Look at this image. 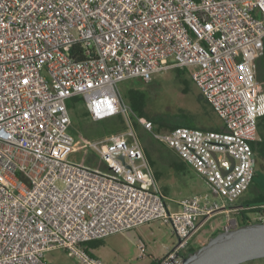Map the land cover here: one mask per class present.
Listing matches in <instances>:
<instances>
[{
	"label": "built area",
	"instance_id": "1",
	"mask_svg": "<svg viewBox=\"0 0 264 264\" xmlns=\"http://www.w3.org/2000/svg\"><path fill=\"white\" fill-rule=\"evenodd\" d=\"M264 0H0V264H106L86 243L152 221L177 240L155 264H179L204 224L224 214L257 168L252 143L264 118ZM185 68L223 129L157 130L134 114L118 84ZM93 121L120 115L125 129L86 142L99 169L69 159L68 100ZM132 115L134 116L132 118ZM175 150L206 184L169 205L134 125ZM210 196L217 198L211 201ZM251 222H264V204ZM140 257L146 245L137 241Z\"/></svg>",
	"mask_w": 264,
	"mask_h": 264
},
{
	"label": "rangeland",
	"instance_id": "2",
	"mask_svg": "<svg viewBox=\"0 0 264 264\" xmlns=\"http://www.w3.org/2000/svg\"><path fill=\"white\" fill-rule=\"evenodd\" d=\"M185 77L190 80L186 90H183L182 85L179 84L173 69L158 73L154 75L151 81L145 84L143 83L144 88L147 90L148 105L146 111L151 115L157 113L170 118L172 117V121H182L183 118H181V114L175 115L172 113L178 110H191V116L195 117L197 122L196 124H190V126L202 129H205L207 125L222 126V120L214 112L211 116L207 117V119L201 115V108L198 105L199 102L197 98L202 93L191 80L189 74H186ZM258 78L264 82V65L261 62L258 66ZM140 81L139 78H131L123 80L118 84L121 97L129 107L130 105L126 99L127 89L130 86L137 85ZM78 104L79 103H76V119L73 120L70 125V133L74 136L75 143L69 154V159L83 164H85L84 161L90 159L93 167L102 169L104 167L103 163L91 150L86 148V142L97 140L112 132L121 131L128 126V123L124 121L123 117L120 115L93 121L89 116L82 115V113L78 111ZM85 108L87 109L88 107L85 106ZM133 117L132 115V118ZM260 122L263 124L264 118H261ZM140 139L146 150L148 147L147 145H149L148 140L154 144L152 149L149 150L152 160L151 166L164 194L168 197L167 201L169 205H173L175 208V201L180 200L182 197L199 192H208L204 180L196 174L192 167L185 164L184 171H176L172 166L167 164L166 161L169 159L167 157H170V155L166 147L159 141L153 138L146 139L145 136ZM179 160L183 161L180 157ZM248 193L253 192L249 191ZM210 198L211 201H219L213 196H210ZM230 204L231 206L242 207L239 198L235 199ZM256 211L257 210L248 211V215L253 217L256 215ZM224 218V214H219L213 217L211 222L204 224L201 228L204 235L208 233L210 223L215 225L222 224ZM138 237L144 240L147 247L146 256L144 257L139 256L140 253L134 241L137 240ZM176 240L177 238L172 234L170 225L161 224L159 221H152L149 224L141 225L131 231L112 234L101 239L100 244L96 246L93 251L95 255L100 257L106 264H153V257L163 256L166 245H171L176 242ZM191 241L194 246H199L193 239ZM206 241L207 240H205V242ZM45 258L53 264H78L72 256L68 255L66 251L62 249L47 251L45 253ZM240 264H264V258L250 260Z\"/></svg>",
	"mask_w": 264,
	"mask_h": 264
},
{
	"label": "trees",
	"instance_id": "3",
	"mask_svg": "<svg viewBox=\"0 0 264 264\" xmlns=\"http://www.w3.org/2000/svg\"><path fill=\"white\" fill-rule=\"evenodd\" d=\"M173 70H174V75H175L176 79L179 81V84L182 85L183 90H186L190 80L187 77H185V75L186 74L190 75L189 70L185 69V68L184 69L183 68H174ZM143 83L145 84L148 82H144L141 80L137 85L130 86L127 89V95H126L127 102L129 103L132 111L136 115L145 116L148 119L152 120L154 122L155 128L157 130L171 129L173 127L180 126V125L190 126V124H196L197 119L195 117L191 116V110H189V111L178 110V111L172 113L175 115L181 114L182 115L181 118H183L182 121H179V120L178 121H172V117L170 118V117L164 116L162 114H157V113L153 114V115L149 114L146 111V108L148 105L147 90L144 88ZM197 100L199 102L198 105L201 108L200 109L201 115L204 118L207 119V117L211 116L213 112L215 113L210 102L202 94H200V96H198ZM76 103H79L78 104V111L81 112L82 115L89 116V111H88V108L87 109L85 108L86 104H85L83 98L81 96L72 97L71 99L68 100V108H69V111L71 114L72 122H73V120L76 119V115H77L76 114L77 113ZM134 125L138 130L140 138H144V136H145L146 139L147 138L152 139L151 138L152 136L149 133L144 131L142 128L139 129L140 126L138 123L134 122ZM190 127H194V126H190ZM205 129H223V127L220 125H207ZM259 135L261 136V139L253 142L252 146H253V150H254L256 158H257V164L259 165L258 167L260 168L261 172L263 171V173H264V123L263 124L261 123V126L259 127ZM148 143L150 146L147 145L148 146L147 150L145 148L146 156L149 159L150 163L152 164V160L150 157L149 150L152 149L154 144L150 140H148ZM162 145H164V144H162ZM164 146L166 147V149L168 150V153L170 155V157H167V158H169L166 161L167 164L172 166L176 171H184L185 170V164H187V163L179 160L180 156L178 155V153L175 150L167 147L166 145H164ZM84 163L86 165L92 166V162L90 161V159H87L86 161H84ZM249 191H252L253 193H248ZM238 198L240 199V205L242 206V209L239 212L238 225H242V224L251 222L248 218L249 217L248 211L260 210L261 208H259L258 205L264 204V187H262L258 183L254 184V185L251 184L249 186V188L247 190H245V192L242 193ZM217 232H219V230L213 232L211 234V236L216 234ZM100 241H101V239H97V240H92V241H89L86 243V247L89 249V251L92 254H94L93 249L100 244ZM198 247L199 246H195L194 248L191 249V251L195 250Z\"/></svg>",
	"mask_w": 264,
	"mask_h": 264
},
{
	"label": "water",
	"instance_id": "4",
	"mask_svg": "<svg viewBox=\"0 0 264 264\" xmlns=\"http://www.w3.org/2000/svg\"><path fill=\"white\" fill-rule=\"evenodd\" d=\"M256 183L264 187V173L257 171ZM264 258V222H248L210 236L185 254L179 264H240Z\"/></svg>",
	"mask_w": 264,
	"mask_h": 264
},
{
	"label": "crops",
	"instance_id": "5",
	"mask_svg": "<svg viewBox=\"0 0 264 264\" xmlns=\"http://www.w3.org/2000/svg\"><path fill=\"white\" fill-rule=\"evenodd\" d=\"M261 126V125H260ZM188 165V164H187ZM163 191V190H162ZM166 195V194H165ZM167 196V195H166ZM219 215V214H218ZM217 216V215H216ZM212 220V219H211ZM211 220L210 221H208L207 223H209V222H211ZM221 226H222V224L220 223L219 225H215V224H213V223H210L209 224V231H208V233L207 234H205L204 235V233H203V231H202V229L201 230H199L198 232H197V234L192 238L194 241H195V243L196 244H199V246L201 245V244H203L204 242H205V240H207L210 236H211V234L213 233V232H215V231H217V230H219V231H221L222 230V228H221ZM140 227V226H139ZM138 228V227H137ZM136 229V228H135ZM131 231V230H130ZM171 231H172V229H171ZM172 234L174 235V233H173V231H172ZM205 239V240H204ZM138 240H141V241H143L144 242V240L143 239H141L140 237H138V239L137 240H134L135 241V243H136V245H137V241ZM145 243V242H144ZM175 243V242H174ZM173 244V243H172ZM171 244V245H172ZM191 244H193L192 243V241H190V243L188 244V246L189 245H191ZM146 245V244H145ZM167 246H170V244H168V245H166V247ZM165 247V248H166ZM195 247V246H194ZM147 248V247H146ZM54 250V249H53ZM166 250V249H165ZM51 251V250H50ZM94 253V252H93ZM95 254V253H94ZM164 254H165V252H164ZM160 257V256H159ZM154 259H153V264H155V260H156V258H158V257H153Z\"/></svg>",
	"mask_w": 264,
	"mask_h": 264
},
{
	"label": "flooded vegetation",
	"instance_id": "6",
	"mask_svg": "<svg viewBox=\"0 0 264 264\" xmlns=\"http://www.w3.org/2000/svg\"><path fill=\"white\" fill-rule=\"evenodd\" d=\"M258 166H259V165L257 164L256 173H257V171H261L260 168H259ZM262 172H263V171H262ZM255 176H256V174H255ZM251 184H252V185L256 184V181L253 179V181H252ZM192 248H194V245H193V244L189 245V246L184 250V253L187 254L188 252L191 251Z\"/></svg>",
	"mask_w": 264,
	"mask_h": 264
}]
</instances>
